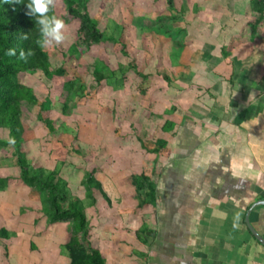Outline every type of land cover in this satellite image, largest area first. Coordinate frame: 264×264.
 <instances>
[{
	"label": "rangeland",
	"instance_id": "obj_1",
	"mask_svg": "<svg viewBox=\"0 0 264 264\" xmlns=\"http://www.w3.org/2000/svg\"><path fill=\"white\" fill-rule=\"evenodd\" d=\"M173 2L171 9L166 0H87L88 14L105 36L86 50L78 46L79 22L67 15L65 0H49L50 27L41 47L58 73L17 75L14 81L36 103L22 108L23 140L16 152L0 130V227L9 235L0 240V264H69L66 243L71 237L81 241L73 220L49 219L43 192L21 179L17 155L60 180L64 207L78 200L104 264L135 261L134 250L152 227L161 138L179 105L182 73L172 69L181 55L183 69L190 63L189 25L220 29L238 56H248L254 39L264 46V20L256 24L254 0ZM40 108L47 109L53 132L39 120Z\"/></svg>",
	"mask_w": 264,
	"mask_h": 264
},
{
	"label": "crops",
	"instance_id": "obj_2",
	"mask_svg": "<svg viewBox=\"0 0 264 264\" xmlns=\"http://www.w3.org/2000/svg\"><path fill=\"white\" fill-rule=\"evenodd\" d=\"M189 26V67L181 55L172 69L182 73L179 105L160 137L152 227L135 261L117 264H264L248 227L264 241V46L254 39L238 56L220 29Z\"/></svg>",
	"mask_w": 264,
	"mask_h": 264
},
{
	"label": "trees",
	"instance_id": "obj_3",
	"mask_svg": "<svg viewBox=\"0 0 264 264\" xmlns=\"http://www.w3.org/2000/svg\"><path fill=\"white\" fill-rule=\"evenodd\" d=\"M254 1L256 8L253 9V15H257L258 25L264 20V0ZM65 2L67 15L79 22L77 31L79 48L87 50L102 41L105 34L88 14L87 0H65ZM166 3L171 9L174 8L173 0H166ZM50 13L49 0H0V130L7 134L8 141L4 143L13 147L15 152L19 148V142L23 140L22 108L24 105L30 106L36 103L29 89L18 85L14 81L15 77L19 74L33 75L37 72L58 73L51 70L41 47L42 36L50 27ZM257 25L251 27L255 29L253 36L258 35ZM221 50L223 52L224 49ZM46 111L47 109L40 108L38 118L45 128L53 132V123L45 114ZM16 160L23 182L43 192L49 207V219L73 220L74 230L80 235L81 241L71 237L66 243L69 264H104L101 253L90 242L89 226L78 200L69 199L67 206L64 207L63 203L67 196L60 180L55 176L44 174L40 168L31 169L18 155ZM8 237L7 230L0 227V240Z\"/></svg>",
	"mask_w": 264,
	"mask_h": 264
},
{
	"label": "water",
	"instance_id": "obj_4",
	"mask_svg": "<svg viewBox=\"0 0 264 264\" xmlns=\"http://www.w3.org/2000/svg\"><path fill=\"white\" fill-rule=\"evenodd\" d=\"M249 227V231L251 232V234L253 235V237L261 244L264 246V241L263 239L250 227V225H248Z\"/></svg>",
	"mask_w": 264,
	"mask_h": 264
}]
</instances>
